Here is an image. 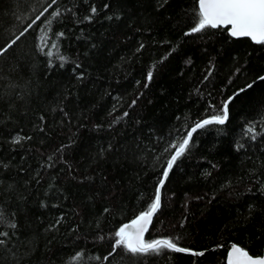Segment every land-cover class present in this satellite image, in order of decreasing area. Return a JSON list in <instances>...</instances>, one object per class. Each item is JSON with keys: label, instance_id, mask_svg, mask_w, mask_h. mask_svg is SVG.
Segmentation results:
<instances>
[{"label": "trees", "instance_id": "1", "mask_svg": "<svg viewBox=\"0 0 264 264\" xmlns=\"http://www.w3.org/2000/svg\"><path fill=\"white\" fill-rule=\"evenodd\" d=\"M194 12L198 0H0V47L24 33L0 56V264H131L114 233L154 201L165 149L249 84L224 125L193 134L145 236L203 255H141L263 253L264 45L185 35Z\"/></svg>", "mask_w": 264, "mask_h": 264}, {"label": "snow or ice", "instance_id": "2", "mask_svg": "<svg viewBox=\"0 0 264 264\" xmlns=\"http://www.w3.org/2000/svg\"><path fill=\"white\" fill-rule=\"evenodd\" d=\"M51 2L55 3L56 0H51ZM107 7L108 6L105 5V8ZM96 11L94 6L91 7L90 12L92 15H94ZM193 16L192 27L185 35L201 33L202 30L205 29L227 28L230 36L233 38H249L257 45H264V0H198V12H194ZM37 19H39V17H37ZM109 19H111V17H109ZM22 35H24V33L15 36L0 47V56H3L9 49H12ZM141 47H143V45H141ZM59 59L61 60L60 66L63 67L64 58L59 57ZM151 79L152 72L149 71L147 80L151 81ZM257 79L264 81V76H260ZM0 80H3L2 76H0ZM8 86L12 87V85ZM252 86V84H249L246 85L244 89L238 90L233 97H229L223 102L220 114H214L210 118L195 122L178 144L175 142L171 143L169 148L165 149L166 151L174 149V152H172L170 158L166 162V166L162 173V179L158 182L154 201L150 204L147 211H143L134 218L131 223L125 224L114 233V245L122 247L126 251V254L131 255V264H147V258L141 254H151V257L155 258L159 255H164L168 250L175 253L203 255V252L196 253L185 247L178 246V243L174 242L173 239H152L151 242H147L145 240V234L154 216L162 207L160 189L163 188L164 182L167 180L173 167L177 165V161L190 151L194 144L193 134L196 133L198 129H203L208 125H224L229 119V104L231 101L236 95H239L240 92L246 91L247 88H251ZM132 103L135 104V101ZM122 115L127 116V112ZM254 129L255 125L247 129V131H252L254 133ZM252 138L255 139L254 134ZM14 142L19 143L20 138H15ZM49 159H51V157ZM6 219L3 203L0 202V237L8 235L7 232L2 231L5 227ZM9 226L12 228L17 227L15 223H11ZM4 243L5 241L0 239V245ZM110 255H112V253H110ZM260 256L261 258H254L253 255H250L244 248L234 246L229 253L227 264H264V253H261Z\"/></svg>", "mask_w": 264, "mask_h": 264}, {"label": "water", "instance_id": "3", "mask_svg": "<svg viewBox=\"0 0 264 264\" xmlns=\"http://www.w3.org/2000/svg\"><path fill=\"white\" fill-rule=\"evenodd\" d=\"M160 191H161V189H160ZM128 223H131V221L128 222ZM126 224H127V223H126ZM124 225H125V224H124ZM124 225H123V226H124ZM123 226H122V227H123ZM149 226H150V225H149ZM145 236H146V234H145ZM234 246H236V247H240L239 245H235V244H232V245L230 246V248H229V250H228V253H227V257H226V264H227V260H228V256H229V253H230V251H231V248L234 247ZM245 250H246V249H245ZM246 251H248V250H246ZM248 252H249V251H248ZM263 253H264V250H263ZM249 254H250V253H249ZM250 255H251V254H250ZM253 257H254V258H261L260 255H259V256H254V255H253Z\"/></svg>", "mask_w": 264, "mask_h": 264}]
</instances>
